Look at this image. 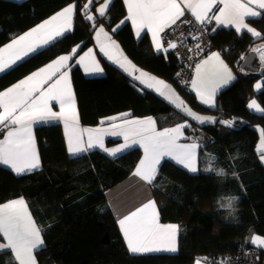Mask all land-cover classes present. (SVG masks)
Segmentation results:
<instances>
[{
    "label": "trees",
    "instance_id": "1",
    "mask_svg": "<svg viewBox=\"0 0 264 264\" xmlns=\"http://www.w3.org/2000/svg\"><path fill=\"white\" fill-rule=\"evenodd\" d=\"M88 1L0 0V47L64 7L75 5L73 30L1 74L0 90L79 45L71 73L82 123L99 125L103 118L124 112L136 118L153 117L160 129L187 122L186 140L200 144V171L193 174L169 159L163 161L152 191L163 220L181 226L179 251L132 254L106 191L133 174L143 150L135 147L111 157L95 149L72 156L61 122L36 125L42 168L17 175L0 164V204L18 197L26 200L44 239V246L36 251L39 264H194L198 258L217 264L214 258L221 255L233 260L242 257L243 246L259 249L248 239L264 237V162L257 150L264 114L252 111L248 104L257 98L264 108V74L242 75L240 66L257 44L264 43V17L249 20L261 33L259 38L232 28H220L212 35L237 74L218 93L222 110L203 105L191 91V81L190 88L181 85L177 78L181 65L173 51L156 52L148 34L136 39L130 23L114 31V39L139 70L175 85L194 112L218 115L216 123L200 124L102 56L104 76L82 73L76 58L93 44L97 27L104 24L113 29L127 14L124 0H113L106 16L88 21L86 14H96L103 0H94L82 11ZM258 78H263L260 90L255 88ZM219 116L233 120L234 125L219 123ZM209 167L223 174L203 171ZM232 197L237 199L228 207ZM2 256L3 264H17L10 252Z\"/></svg>",
    "mask_w": 264,
    "mask_h": 264
},
{
    "label": "snow or ice",
    "instance_id": "2",
    "mask_svg": "<svg viewBox=\"0 0 264 264\" xmlns=\"http://www.w3.org/2000/svg\"><path fill=\"white\" fill-rule=\"evenodd\" d=\"M91 3L92 0H89L82 11H86ZM124 3L127 6L126 19L131 21L136 35L139 37L141 32L147 29L151 33L152 43L158 52L167 53L169 49L177 47L175 42H168L165 47L162 34L166 33V30L173 29L178 21L182 24L194 22L201 26L215 21L217 26L233 27L238 34L246 31L253 37H261V33L247 24L246 19L264 17V0H124ZM110 5L111 0H105V3L97 9L99 15L105 16ZM218 5L222 6L217 7ZM186 11L191 14L194 21L181 20ZM74 12L75 5L70 4L41 24L13 38L7 45L0 47V72L11 68L30 53L36 52L38 48L50 44L71 31ZM86 19L93 21L95 17L86 14ZM101 35L109 41V45L100 42ZM96 39L100 45V51L109 60L118 64L123 71L140 84L145 85L147 89L154 90L175 108L200 124L217 122L215 117L201 116L193 112L171 85L137 69L119 51L116 55L108 51L109 46L117 50L119 46L111 40L103 26L96 31ZM77 48L79 45L72 49L71 54L60 55L17 84L5 91H0V127L6 130L4 138L0 139V164L8 166L17 175L39 169L40 157L32 131L33 123L59 119L63 121L67 151L71 155L99 148L109 156H116L126 149L139 145L143 148L144 157L140 160L134 175L148 185L154 184L164 158H171L188 172L197 173L200 170L197 167L199 145L195 141L192 143L179 142L184 136L183 129L190 127L187 122L158 131L152 117L124 119L129 113H123L120 116L106 118L108 121H113L107 128L79 127L75 97L67 71L68 62L76 55ZM252 51L259 52L261 60L264 61V46L254 48ZM210 62H214V75L218 77L215 81H210L202 73V68ZM77 63L83 66L86 73L103 72L91 48L79 57ZM126 65L131 66L132 70L129 71ZM195 69L197 75L191 81V86L203 104L214 107L217 89L234 79L231 70L221 59L219 52H212L207 59L198 63ZM136 72H139V75H135ZM255 87L259 89L261 85L258 83ZM52 101L59 104L60 111L52 110ZM248 107L264 113V108L256 100H252ZM117 120L120 123H115ZM104 123L105 120L102 119L101 124ZM219 123L229 127L234 125L233 120H220ZM106 134L121 136L124 142L118 147L107 148L104 144ZM261 136L258 150L264 151V130ZM260 159L264 161V155H261ZM203 171L217 170L209 167ZM217 174L222 175L223 170L217 171ZM236 199V197L230 198L228 207H231ZM118 223L131 253L178 251L180 226L161 224L157 205L153 199H149L142 206L124 215ZM0 237L6 241V243H0V251H12L19 264H36L33 253L44 246V240L41 236V229L29 213L23 198L0 205ZM248 242L257 248L264 249V237L262 236L253 235ZM202 259L207 258L197 259L196 264H201ZM218 264H228L227 258L222 259Z\"/></svg>",
    "mask_w": 264,
    "mask_h": 264
},
{
    "label": "crops",
    "instance_id": "3",
    "mask_svg": "<svg viewBox=\"0 0 264 264\" xmlns=\"http://www.w3.org/2000/svg\"><path fill=\"white\" fill-rule=\"evenodd\" d=\"M14 1H16V0H14ZM17 1H23V0H17ZM112 1H113V0H111V3H112ZM88 2H89V1H88ZM93 2H94V0H92V3H91V4H93ZM104 3H105V0H103V1L98 5L97 9H98L101 5H103ZM91 4H90V5H91ZM125 6H126V4H125ZM221 6H222V5H218L217 7H221ZM108 9H109V8H108ZM108 9H107V11H108ZM61 10H62V9H61ZM61 10H60V11H61ZM126 10H127V6H126ZM60 11H58V12H60ZM55 14H56V13H55ZM55 14H54V15H55ZM74 14H75V12H74ZM89 14L93 15L95 18H96V16H100L98 12H97L96 14L93 13V12H91V13H89ZM106 14H107V12H106ZM189 14H190L189 12H187V11L185 12V16H187V15H189ZM52 16H53V15H52ZM52 16H51V17H52ZM105 16H106V15H105ZM185 16H184V17H185ZM101 17H102V16H101ZM103 17H104V16H103ZM126 17H127V14H126ZM126 17L122 20L123 23H121V22L118 23L113 29H109V28H107L104 24L99 25V26L97 27V29H96V31H97L98 28H99L100 26H103V27H104L105 31L109 34L111 40H114V41L116 42V44L119 46V50H117V49H115V48H112V47H110V46L107 48V50L110 51V52H111L112 54H114V55H116L117 52L119 51V53H122V56H123V57H127V56L125 55V52H124V50L122 49V47L120 46V44L114 39V35H113V34H114V31L119 30L124 24H126V23H130V24H131L136 39L139 40V39H141V38H142L144 35H146V34H148L149 37H150V39H151V33L148 32L147 29H144V30L141 32L140 36L138 37V36L136 35L135 29H134V27H133L131 21H130V20H127ZM184 17H182V18H184ZM49 18H50V17H49ZM49 18H48V19H49ZM250 19H252V18H247V19H246V23L249 24L252 28H254L255 30L258 31V29H257L256 27H254V26L250 23V21H249ZM46 20H47V19H46ZM94 20H95V19H94ZM44 21H45V20H44ZM41 23H42V22H41ZM41 23H39V24H41ZM39 24H38V25H39ZM212 26H213V28H212V32H213V34H214L217 30H219L220 28H228V29L232 28V29H234V28L231 27V26H229V27L217 26V24L215 23V21L212 22ZM73 28H74V16H73V27H72L71 31L73 30ZM31 29H32V28H31ZM213 29H215V31H213ZM29 30H30V29H29ZM29 30H27V31H29ZM234 30H235V29H234ZM27 31H25V32H27ZM71 31H69V32H71ZM96 31H95V33H94V42H93V44L90 45L89 47H87L85 50H83V51L78 55V57L76 58V63H77V60L79 59V57L82 56V55H84V53L87 52L88 49L91 48V49H93V55H94L95 59L99 62L100 67L103 68V72H102V73H95V74H89V73H86V72L84 71L83 66L77 63L78 66L80 67V69L82 70V73H83L86 77H101V76H104V75L106 74L105 68H104V66H103V64H102V61H101V56L104 57V58H105L106 60H108L109 62H113V61L109 60V59L104 55L103 52L100 51V45L98 44L97 39H96ZM25 32H23L22 34H24ZM69 32H67V33H69ZM243 32H246V31H242L241 33H243ZM67 33H66V34H67ZM247 33H248V32H247ZM22 34H19V35H22ZM19 35H17V36H19ZM163 35H164V33L162 34L163 41H164V36H163ZM17 36H15V37H17ZM15 37H13V38H15ZM13 38H12V39H13ZM59 38H61V37H59ZM59 38H57V39H59ZM12 39H11V40H12ZM57 39H56V40H57ZM11 40H10L9 42H7L6 44H4V45H7L8 43H10ZM56 40H55V41H56ZM151 41H152V39H151ZM53 42H54V41H52L51 43H53ZM100 42H101V43H104L105 45H109V41H108L103 35H101V37H100ZM51 43H50V44H51ZM50 44H48V45H50ZM152 44H153V43H152ZM4 45H3V46H4ZM48 45H45V46H43V47H41V48H38L36 52L42 50L43 48L47 47ZM3 46H1V47H3ZM164 46L167 47V44H166L165 42H164ZM153 47H154V45H153ZM154 49H155V47H154ZM155 50H156V49H155ZM172 51H173V49H169L167 53L172 52ZM36 52H34V53H30L28 56H26V57H24L23 59H21L20 61H18L15 65H12L11 68L15 67L17 64H19L20 62L24 61L25 59H27V58L30 57L31 55L35 54ZM156 52H158V51L156 50ZM212 52H219V53L221 54V59H222L227 65H228V67H229V69L231 70V73H232V76L234 77V79L231 80L227 85H221V87L217 89V92H216V94H215V106H214V107H213V106H209V105H205V104H203V103L200 101V99L197 97L196 92H195V90L192 88V86H191V90H192L193 94L196 95L197 99H198L203 105H205V106H207V107H209V108L215 110V109L218 108V93H219L221 90H223V89H225L226 87H228V86H229V85H230V84L236 79L237 74H236V71H235V70H234V69H233V68H232V67L226 62L222 50H214V51H212ZM212 52H210L207 56H205L203 59H201L198 63H200V62H201L202 60H204V59H207V57H208ZM158 53H164V52H163V51H159ZM167 53H164V54H167ZM68 54H71V52H70V53H64V54H61V55H68ZM59 56H60V55H59ZM59 56H57V57H59ZM57 57H55V58H53L52 60L48 61L47 63H45V64L42 65L41 67L35 69L34 71H32V72H30V73L24 75L23 77H21L20 79H18L17 81H15V82L12 83L11 85H9L8 87H6V88H4V89H2V90H0V91H5L6 89H8L9 87H11L12 85L17 84L20 80H22V79H24L25 77L29 76V75L32 74L33 72L38 71L40 68L45 67L47 64L51 63V62H52L53 60H55ZM127 59H128V57H127ZM128 60H129V59H128ZM71 61H72V59L68 62L69 67L67 68V71L69 72V77H70V81H71V87H72V91H73V94H74V97H75V103H76L77 113H78V117H79V127H80V128H87V127H91V128H95V127H105V128H107V127H109V124L113 123V121H108V120L106 119V118H108V117L103 118V120H105V123H104V124H101V123H100L99 125H95V126H86V125H84V124L82 123V121H81V114H80V110H79V106H78V101H77V98H76V94H75V90H74V84H73V80H72ZM129 61H130V60H129ZM121 62H123V61H121ZM213 63H214V62H210L209 65H206V66H204V67L202 68V73H203V75H205L210 81H215V80L218 79V77L214 75ZM133 65H135V64H133ZM126 66L129 67V71L132 70V69H131V66H129V65H126ZM135 66H136V65H135ZM11 68H9V69H11ZM136 68H137V66H136ZM9 69H6L4 72L8 71ZM137 69H138V68H137ZM141 71H142V70H141ZM4 72H0V75L3 74ZM143 72H145V71H143ZM147 73H148V72H147ZM148 74H149V73H148ZM135 75H139V72H136ZM150 75H151V74H150ZM196 75H197V74H196V69H195L194 72H193V76H192L191 81H192L193 79L196 78ZM151 76H152V75H151ZM154 77H155V76H154ZM156 78L165 81L168 85H171V87H172V88L175 90V92L178 94L177 87H176L175 85L169 83L166 79H164V78H162V77H156ZM143 86H145V85H143ZM260 89H261V87H260L259 89H257V90H260ZM153 91H154V90H153ZM154 92H155V91H154ZM252 100H256L257 103L263 108V106L260 104V102L258 101L257 98H253V99H251L250 102H251ZM250 102H249V103H250ZM51 107H52V110H53V111H56V112L60 111L59 104H58L56 101H52V102H51ZM251 110L254 111V112H256V113H259V114H264V113L257 112V111L254 110V109H251ZM124 113H129V115L126 116V117H124V119H144V118L131 117V116H130V112H124ZM213 113L216 114V112H213ZM121 114H123V113L115 114V115H112V116H109V117L120 116ZM146 118H147V117H146ZM152 118H153V117H152ZM153 119H154L155 122H156V128H157V130H158V131L163 130V129L158 128V125H157V121H156V119H155V118H153ZM56 122H61V123H62V126H63V129H64L63 121H62V120H59V119H57V120H52V121H48V122H34V123H33L32 131H33V135H34V138H35L36 149H37L38 154H39V157H40V165H41V166H40L39 169L42 168V158H41L40 148H39V143H38V139H37V135H36V125H38V124L56 123ZM115 123H120V121L117 120V121H115ZM175 126H176V125H173V126H170V127H167V128H172V127H175ZM2 129H3V128L0 127V139H3V138H4V135L6 134V130H4L3 132H1ZM164 129H165V128H164ZM64 133H65V130H64ZM183 133H184V136H183V138H181V140H180L179 142H180V143H192L193 141H188V140H186L185 129H183ZM65 137H66V136H65ZM85 139H87V136H86V135H85ZM112 139L115 140V141L112 142V143L110 144V143H109V140H112ZM123 142H124V141H123V138H122L121 136H112V135H107V134L104 136V144H105V147H107V148H115V147H118V146H119L121 143H123ZM195 142H196V141H195ZM196 143L199 145V147H198V149H197V167H198V169H200V162H199L200 144H199V142H196ZM135 147H139V148H141V149L143 150V148L140 147L139 145H136V146L132 147L131 149H133V148H135ZM95 149H99V148H93V149H90V150H95ZM131 149H126V150H124L123 152L117 154L116 156H119V155H121V154H123V153H125L126 151H129V150H131ZM90 150H89V151H90ZM101 150H102V149H101ZM83 153H86V152H82V153H79V154H76V155H72V156H77V155H80V154H83ZM70 155H71V154H70ZM116 156H111V157H116ZM143 157H144V151H143V156H142V158H143ZM142 158H141V159H142ZM141 159H140V160H141ZM165 159H169V160L175 162V161L172 160L171 158H164V159L161 161V164L163 163V161H164ZM139 162H140V161H139ZM139 162H138V164H139ZM175 163H176V162H175ZM138 164H137V166H138ZM176 164H177V163H176ZM4 166H5V165H4ZM137 166H136V168H137ZM6 167H8V166H6ZM181 167H182V166H181ZM8 168H9V167H8ZM136 168H135V170H136ZM159 168H160V166H159ZM39 169H36V170H39ZM36 170H33V171H36ZM135 170H134V172H135ZM33 171H32V172H33ZM199 171H200V170H199ZM199 171H198V172H199ZM134 172H133V174L129 175L126 179L122 180L121 182L117 183L116 185L112 186L111 188H109V189L106 191V195H107V198H108V202H109L110 207H111V209H112V211H113V213H114V215H115V217H116V219H117L118 221H119V219H121L124 215H127V214L130 213L131 211H134L136 208L142 206V204H143V203H146L149 199H153V200H155V197H154V194H153V191H152V185H148V184L144 183L142 180H140L139 177H137V176L134 175ZM198 172H197V173H198ZM26 173H27V172H26ZM26 173H24V174H26ZM21 175H22V174H21ZM19 198H23V197H18V198H16V199H19ZM23 199H24V198H23ZM13 200H15V199H13ZM24 200H25V199H24ZM10 201H12V200H10ZM7 202H9V201H7ZM7 202H4V203H7ZM25 202H26V200H25ZM155 202H156V200H155ZM4 203H1L0 205H2V204H4ZM26 204H27V202H26ZM156 205H157V210H158V213H159V222H160L161 224H177V225L180 226V224L177 223V222H172V221H165V220H163V218H162V214H161V212H160V209H159V206H158L157 202H156ZM27 208H28V211H29V213L31 214L32 218L34 219L36 225L39 227V225H38V223L36 222V220H35V218H34V216H33V214H32V211H31V209H30V207H29L28 204H27ZM118 224H119V223H118ZM39 228H40V227H39ZM180 231H181V226H180V230H179V233H178V244H177V246H178V251H179V236H180ZM41 236H42V233H41ZM42 238H43V236H42ZM43 240H44V239H43ZM0 243H6V241H4L2 237H0ZM178 251H176V252H169V251L161 250V251H152V252L140 253V254H157V253L175 254V253H177ZM6 252H10V254H11L12 257H13V261H15L17 264H19V262L15 260L13 252L10 251V250L0 251V264H3V263H4V260H3L4 257L2 256V254L6 253ZM33 254H34L35 258H36V264H39V262H38V260H37V256H36V251H35ZM132 254H134V253H132ZM198 259H200V258H198ZM196 261H197V259H196ZM196 261L194 262V264H196ZM201 264H212V263H211L210 261H208V260H203V259H202V260H201Z\"/></svg>",
    "mask_w": 264,
    "mask_h": 264
},
{
    "label": "built area",
    "instance_id": "4",
    "mask_svg": "<svg viewBox=\"0 0 264 264\" xmlns=\"http://www.w3.org/2000/svg\"><path fill=\"white\" fill-rule=\"evenodd\" d=\"M194 21L191 14L181 18V20ZM212 23L201 26L196 23L182 24L180 21L173 29L166 30L164 33V42H175L177 47L173 52L180 61V71L178 80L185 88H190V81L198 62L207 56L210 52L217 49L212 39ZM193 37H198L194 39ZM199 45V48H197ZM243 255L233 260L229 255H221L214 258L218 264L222 259L227 258L228 264H264V249L252 248L249 245L242 247ZM238 260V261H236Z\"/></svg>",
    "mask_w": 264,
    "mask_h": 264
},
{
    "label": "water",
    "instance_id": "5",
    "mask_svg": "<svg viewBox=\"0 0 264 264\" xmlns=\"http://www.w3.org/2000/svg\"><path fill=\"white\" fill-rule=\"evenodd\" d=\"M264 46V43L257 44L254 48ZM260 62V66L255 63ZM240 72L242 75H252L255 73L264 74V61L261 60V54L259 52H249L244 58L240 66ZM219 110H222L221 104L218 106Z\"/></svg>",
    "mask_w": 264,
    "mask_h": 264
},
{
    "label": "rangeland",
    "instance_id": "6",
    "mask_svg": "<svg viewBox=\"0 0 264 264\" xmlns=\"http://www.w3.org/2000/svg\"><path fill=\"white\" fill-rule=\"evenodd\" d=\"M17 1V0H16ZM192 79V78H191ZM260 84L261 85V88H262V85H263V78H258L256 81H255V86L257 85V84ZM256 88V87H255ZM257 89V88H256ZM192 91V90H191ZM178 94H179V97L182 99V97H181V95H180V93L178 92ZM183 101H184V99H182ZM184 103L191 109V107L184 101ZM192 110V109H191ZM193 111V110H192ZM194 112V111H193ZM195 113H197L198 115H201V116H207V117H218V115L217 114H214L213 112H208V113H200V112H195ZM219 117H221V120H230V119H227L226 117H224V116H219ZM207 123V122H206ZM258 130H259V132H260V135H259V140H258V144H257V150H258V148H259V146H260V144H261V139H262V136H261V132H262V128L261 127H258ZM258 152L260 153V157H261V155H264V151H259L258 150ZM264 162V161H263ZM259 236H261V235H259ZM263 237V236H262Z\"/></svg>",
    "mask_w": 264,
    "mask_h": 264
},
{
    "label": "clouds",
    "instance_id": "7",
    "mask_svg": "<svg viewBox=\"0 0 264 264\" xmlns=\"http://www.w3.org/2000/svg\"><path fill=\"white\" fill-rule=\"evenodd\" d=\"M215 50H218V49H215Z\"/></svg>",
    "mask_w": 264,
    "mask_h": 264
}]
</instances>
